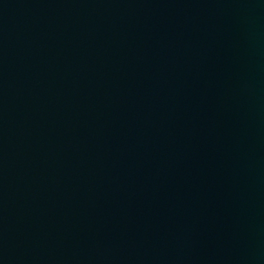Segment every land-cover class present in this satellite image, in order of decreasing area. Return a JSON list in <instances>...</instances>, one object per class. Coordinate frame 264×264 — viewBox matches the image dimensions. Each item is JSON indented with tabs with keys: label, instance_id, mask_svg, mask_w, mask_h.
I'll return each mask as SVG.
<instances>
[{
	"label": "water",
	"instance_id": "obj_1",
	"mask_svg": "<svg viewBox=\"0 0 264 264\" xmlns=\"http://www.w3.org/2000/svg\"><path fill=\"white\" fill-rule=\"evenodd\" d=\"M0 264H264V0H0Z\"/></svg>",
	"mask_w": 264,
	"mask_h": 264
}]
</instances>
